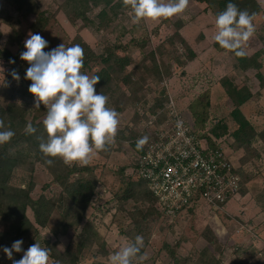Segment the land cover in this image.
I'll use <instances>...</instances> for the list:
<instances>
[{"label":"rangeland","instance_id":"rangeland-1","mask_svg":"<svg viewBox=\"0 0 264 264\" xmlns=\"http://www.w3.org/2000/svg\"><path fill=\"white\" fill-rule=\"evenodd\" d=\"M60 1L41 0V7L48 11L50 20L39 37L30 27L33 16L20 15L17 27L25 33L24 46L30 48L39 39L49 51H62L77 34H81L98 51L115 42H131L138 45L144 41L143 48L136 46V49L132 50L134 59L128 66V69H136L134 78L137 82L133 84L141 96L140 101L135 104L128 103L121 111H116L115 102L107 97L84 102L80 95L73 93L75 91L72 83L78 86L79 92L82 93L84 85L80 83V71H77L71 80L62 77L55 69L48 73L49 69L43 68L39 71L35 68L31 74L34 85L23 90L19 77H11L12 67L3 58H0V100L7 103L14 97L32 109L38 106L40 100L47 107L54 106L59 100L56 97L63 94L64 103L59 107L56 118L48 113L41 118L53 123L63 121L59 137V140L63 141L60 146H72L64 151L67 160L73 162L77 158L96 164L99 181L86 215L94 220L112 248L108 254H104L96 252L97 247L93 246L84 252L82 264H123L132 243V238L124 231L131 228L129 212L147 207L149 202L135 201L134 198L121 200L120 194L125 188V182L120 168L128 166L134 160L135 154L128 139L115 136L117 129L120 128L124 134H129L130 130H139L140 126L146 124L153 115L147 116L150 113L144 106L153 102L160 90H165L168 100L170 96L173 97L176 107L192 126L194 115L190 104L197 94L209 90L210 113L205 130L210 132L215 119L224 120L231 128L235 127L236 122L231 116L235 105L225 91L221 77L227 74L238 85L249 83L257 88L260 80L255 78L254 74L256 71L264 73V49L258 56L260 68L245 71L235 65L236 58L231 51L218 49L216 41L223 36L229 41L235 38L243 41L245 39V48L249 54L264 46V0H258L262 6L261 11L249 22L231 31H227L212 8L200 0H147L151 9L143 14L141 7H120L118 15L109 26L100 30L96 24L84 26L81 21L72 23L63 10H59ZM0 8L6 11L10 9V5L5 0H0ZM97 10L96 7L91 12L93 17ZM12 12L17 14V11ZM10 30L11 26L0 19V48L7 46L17 52V43H11L8 39ZM180 37L185 38V42ZM152 50L159 61L160 73L146 68L152 62ZM143 59H147V62L142 65ZM261 88L260 94H254L241 105L242 111L257 130L264 128V86ZM82 108L88 112L86 129L95 126V134L99 133L100 126L94 122L91 110H101L109 115L115 112L116 123H110L101 133L102 139L109 142V145L99 143L80 153V145L86 134L84 131L80 145H73L69 136L83 116ZM212 137L215 142L221 141L237 166H243L244 181L241 190L228 197L220 210L205 206L190 213L183 212L177 217L162 215L154 219L152 227L146 230L148 234H140L137 237L139 245L143 248L141 259L134 257L137 264H201L198 261L199 255L206 246L207 239L200 232L206 223L212 228L215 226L220 236L223 247L221 264H264V152L258 154L244 148L234 149L230 133L218 139L214 135ZM254 148L262 150L263 142L256 140ZM127 171L130 173V168ZM34 180V196L44 190L50 194L59 189L56 184L48 185L52 174L42 163L38 162L36 165ZM28 215L34 219L30 208ZM58 216V212L53 214L51 224ZM46 238H56L50 226L40 228L34 253L50 260L45 251ZM68 241V236H60V245H65ZM173 251L179 261H175ZM9 263L10 256L0 252V264Z\"/></svg>","mask_w":264,"mask_h":264},{"label":"trees","instance_id":"trees-1","mask_svg":"<svg viewBox=\"0 0 264 264\" xmlns=\"http://www.w3.org/2000/svg\"><path fill=\"white\" fill-rule=\"evenodd\" d=\"M5 1L10 5V9L4 11L0 8V19L11 26L8 39L11 43H17L18 50L13 52L7 46L1 47L0 58L5 59L12 67L10 75L14 78L16 75L19 77L23 90L34 85L31 74L35 68L39 71L43 68L49 69L48 73L55 69L65 79H71L77 71H80V83L84 85L82 93L79 92V87L72 83L75 91L73 93L80 95L84 102L107 97L115 102V110L121 111L128 103L135 104L140 101L141 96L133 84L137 82L134 78L136 69H128V66L133 63L132 50L136 49V46L143 48L144 41L139 42L138 45H133L131 42H115L98 51L81 34H77L62 51H49L39 39L33 46L26 48L25 33L17 27L20 15L33 16L30 27L37 37L47 27L50 15L41 7V0ZM200 1L206 2L208 7L212 8L227 31L249 22L262 10L258 0ZM59 6V10H63L72 23L81 21L84 26L96 24L98 30L109 26L118 15L120 7L126 9L141 7L143 9L141 14L151 9L147 0H61ZM96 7L98 10L93 17L91 12ZM12 11H17V14ZM178 34L181 36L180 33ZM180 38L185 42V38ZM245 41L236 38L229 41L223 36L216 41V46L220 50L231 51L236 58L235 65L242 70L260 68L261 62L258 61V56L261 55L264 46L249 54L245 48ZM151 53L152 62L146 68L160 73V64L155 51L152 50ZM146 62L147 59H143L142 65ZM254 77L260 80L257 88L249 83L238 85L227 74L221 77L222 85L235 105L231 110L233 121L236 122L233 128L224 120L215 119L208 133L205 128L210 113L209 90L197 94L190 104L194 115V130L199 135H206L212 143H216L212 135L218 139L230 133L234 149L244 148L249 152L263 153L264 128L257 130L241 109V105L254 94H260L261 87L264 86L263 72L256 71ZM57 98L59 100L54 106L47 107L40 100L38 106L32 109L14 97L7 103L0 100V252L10 256L9 264H82L84 252L92 249L93 246L97 247L96 252L104 254L112 250L94 220L86 215L99 181L96 164L83 162L77 158L73 162L67 160L64 151L72 146H60L63 141V139L59 140L63 121L58 120L53 123L41 118L46 113L56 118L59 107L64 103L63 94H59ZM167 103L166 94L160 90L153 102L149 103V106H144V109L150 113L147 116L156 115L158 121L166 118ZM81 113L83 116L80 117V122L76 123V128L69 136L73 145H80L83 131L86 134L80 145L82 146L80 153L99 143L109 145V142H104L101 133L110 123H116L115 112L109 115L101 110H91L94 122L100 126L98 134H95V126L86 129L88 112L82 108ZM134 129L130 130L129 134H124L119 128L115 136L128 139L136 150L140 148L133 139L140 133V128ZM259 139L263 142L262 150L254 148V142ZM220 142L218 144L223 145ZM244 159L246 160L247 156ZM38 162L45 165L52 174V180L48 185L56 184L59 186L57 191L48 194L44 190L34 196L33 190L36 184L34 175ZM134 163L135 156L128 166L120 168V174L125 182V188L120 194L121 200L134 198L135 201H148L149 205L129 212L131 228L124 231L132 238V243L123 264H137L134 257L141 259L143 254V248L137 240L138 235L147 233L146 230L152 227V222L157 217L168 216L159 208L148 181L127 171ZM240 165L237 166V170L242 176V188L244 177L243 166ZM29 208L33 211L34 219L28 215ZM195 210L189 209L188 213ZM55 212H58L59 216L51 224ZM47 226H50V230L56 236L54 240L46 238L45 251L50 256V260L39 253H34L40 228ZM216 229L208 223L201 229V235L207 239V244L199 255L198 261L201 264L222 262L223 247ZM60 236H68L69 241L65 245H60ZM173 255L175 261H179L174 251Z\"/></svg>","mask_w":264,"mask_h":264},{"label":"built area","instance_id":"built-area-1","mask_svg":"<svg viewBox=\"0 0 264 264\" xmlns=\"http://www.w3.org/2000/svg\"><path fill=\"white\" fill-rule=\"evenodd\" d=\"M168 116L153 115L133 139L130 173L145 178L159 208L170 217L208 206L222 209L241 188V174L224 145L199 135L169 97ZM215 141V139H213Z\"/></svg>","mask_w":264,"mask_h":264},{"label":"water","instance_id":"water-1","mask_svg":"<svg viewBox=\"0 0 264 264\" xmlns=\"http://www.w3.org/2000/svg\"><path fill=\"white\" fill-rule=\"evenodd\" d=\"M164 93V91H162Z\"/></svg>","mask_w":264,"mask_h":264}]
</instances>
